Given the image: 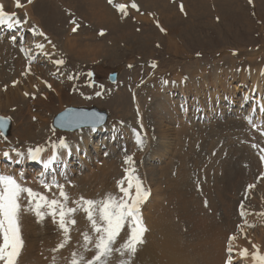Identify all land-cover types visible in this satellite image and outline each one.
I'll return each instance as SVG.
<instances>
[{"label": "rangeland", "instance_id": "obj_1", "mask_svg": "<svg viewBox=\"0 0 264 264\" xmlns=\"http://www.w3.org/2000/svg\"><path fill=\"white\" fill-rule=\"evenodd\" d=\"M87 1L93 4V8L96 11H99L102 7L111 8L108 5L110 3H106L105 1H104L105 6L102 3L103 5L102 7L98 5L99 3L97 2V0H94V1L87 0ZM9 2L10 3L13 2V3L10 4ZM20 2L23 6L20 7L18 10H21L22 8L21 10L22 13L25 16H27L28 13L25 12V10L27 7L29 8L31 7L32 8L31 12L33 13L31 14V17H33V20L36 22V24L40 22V26L45 27L44 29H46V33L49 36L53 37L54 39H59L62 42V45L60 46V52L58 53V57L60 59L61 55H63L62 60H64L67 63V65L64 66L65 68L63 69L65 72L61 69L62 65L58 66L54 64L53 62L52 64L56 65L57 66L56 69H58L60 72L57 71L56 69H54L55 72L54 70L52 72L50 69L53 67V65L51 66L49 65V61L51 59L45 56H41V57L44 58L43 60L44 64H47L49 66L43 65L42 67L41 63L30 65L33 67L42 68L43 69L42 72H44L43 75L46 77L50 76L52 72L53 76H50L51 79L48 77L47 79L45 78L42 79V82L44 84H47V82L52 83V81H53V84H55L57 81L56 76L64 78L65 75H67L65 81L61 80V82H58V83L60 85L65 84V88L67 86L68 88H70L69 91H67V93H69V96L64 97L61 103H54L53 108L51 107L50 109L41 107V109L38 110L36 109V107H34L35 105L32 103L36 101L38 96H33L32 100H30L33 102H28V105L24 102L25 105H27V108H30V111L32 113L30 115L37 114V116L45 122L44 123L45 124V132H44L45 136H43L44 139L42 138L37 141L38 144H40V142L43 144L42 149H45V147L50 146L46 144L49 139L53 138V141H55L56 139L54 144L58 148L61 139H63L65 142L67 140L72 141L73 139H75L74 137L75 135L72 136V134H78L77 132L79 130L73 133L61 134V133H55L52 130L53 128L52 129L50 128L52 116L56 112H59L64 107H68V106L90 107L94 105V106H97L99 108L106 110L107 114L109 115L110 122H112V124L120 123V124H125V126L128 124L135 126L134 122H137L138 118L136 114L134 113V109H135L134 94L137 97L138 103L141 105L144 104L143 105L144 114L150 115L151 109L149 107L150 106L153 107L154 103L157 101L155 96L153 95L154 93L152 92V89L154 90V85L151 86L154 80H159V82H161L162 78H167V79H170L169 81H172L173 79L175 80V78H177L175 75L176 72H179V71L186 72V77L192 82H194L198 87L203 89L204 92L201 93L202 94L201 97L206 96V99L208 101L209 98H207V95H208L207 92H209L210 94V99H214L215 97H218L219 95H221L220 92L222 91L223 95L229 94L231 96V100L233 101L234 107H235L237 106L235 101L237 97L240 96V91L242 87L244 86L243 85L244 81L246 83V80L248 79V80H251V83L253 84L254 82L253 73L259 72V74H264V71H262L264 70V0H252L251 3H249V0H175V1H171V0H113L112 1L113 4H118L120 2H123L126 5V10L128 13L127 16H124L120 11L115 10V12L119 13V17H121V19L119 20L120 24H116V21H114L115 22L113 23L114 25L111 24L113 22L112 19L110 22V20L106 21L104 20V18L97 19V16L88 17L89 10H90L89 8H91L92 4L90 3L89 8H88V3L86 2V0H83V1L80 0V2L79 0L78 1L77 0H59V2L63 4V6H61L60 3L56 1H55V5L56 3L58 5L56 6L53 5L54 4L53 0H50V2H47L46 0H41V1L33 0L32 3L34 2L33 3L35 4L34 6L33 5L31 6V4L27 5L28 4L27 0H20ZM131 2L137 4L140 7L141 10L138 13L133 12L135 11V9L131 10L127 8L128 7L127 4ZM0 3H3V5L5 6L4 7L5 11L7 10L8 12H10V10H13L14 7H16L15 0H0ZM76 3H77L76 5L77 7H82V6L87 5L86 8H88V11H86L87 9L84 7L82 9L76 8L74 10L75 15L82 22L79 19H77L80 25L79 31L75 34H72L69 31L72 30L74 26L73 24H70L68 26L69 24L68 22L70 20L68 22L65 21V19L63 18V15L66 17L67 15L63 13H67L71 15L70 13L71 11L66 10V7L70 9ZM78 4L81 6H78ZM167 4L169 5V7ZM97 6H99L98 7L99 9H97ZM181 6L183 7V11H181ZM62 8L65 9L66 12H64ZM56 9H59L58 10L59 12ZM111 9L114 10L113 8ZM143 19L146 20L147 22L144 21ZM95 22L96 23L98 22L101 25V27H99L98 26L99 24H96ZM124 24H127V25H124ZM161 28L164 29L163 32L160 30ZM99 29L104 30L103 35H99L98 33ZM148 34L150 35V37ZM166 37H170L171 39H173L172 43H173L174 48H170L168 46L165 40ZM65 38H73V40L75 39L79 40V41H76L77 43L76 45H75V41L73 42L71 41L70 43L66 42V46L68 45V48H72L76 50L74 51V53L70 54L65 51V47L63 43L65 42ZM1 39L2 38H0V40ZM144 40L147 42H145ZM27 42L28 41H26L25 44H27ZM4 43H8V42H4ZM2 56L4 57V55ZM5 58L9 63L11 58L9 56ZM153 64H155L156 68L152 67ZM28 66L29 65H27V67ZM2 67L5 70V67H7V65L6 66L0 65V68ZM113 70H116L118 73L117 81L115 84H112L107 81L108 73H110ZM260 70L262 71V73ZM7 71L9 73L7 76H11L12 73H14L13 68L10 69V67L8 68ZM89 72H91L93 74L92 76L96 79V81H98V84L95 86L91 84L93 87H90L89 85L85 84V78L87 77L86 73H89ZM55 73H56V76H55ZM69 73L72 76H76L77 74H80V80L78 84L82 85V86H79V88L84 93L77 91L78 85L76 86V91L73 92L75 82L73 81V79L68 78L70 75ZM149 75H152V77ZM148 79H151V80H149L147 83H145L144 86H142L144 84L143 82ZM67 81H69L68 84L71 87L67 84ZM256 81L260 84V87L258 88L259 91L262 92L264 90V78L258 75V77L256 78ZM4 82H5L4 85H6V81H3L2 83ZM212 82H215L214 86L211 85ZM239 82H241V84ZM2 83L0 82V85H1L0 94H3L4 92L3 88H6L4 85L2 87ZM159 84L161 85V83ZM10 86H12L11 82H10ZM97 90L102 91L101 97L96 96L94 94L95 91ZM102 96H105V98L103 99ZM169 98L172 99L171 97ZM216 102L218 104V99L215 100L214 104ZM220 106L222 110L224 111L226 109L225 108L226 102L222 100V103L220 104ZM11 109L10 108H7V109L0 108V114L8 118L11 121V126H12L10 135L6 137V139L3 138L4 140L0 138V141H1L0 148H3L2 145L3 146L5 145L4 148H6L7 146L5 143H7L8 140H11V143L16 144L17 146L20 145V147H18L20 149L23 144L21 142L17 143V141H19L17 139H15L17 141L12 139L14 138V135H15L16 125L18 124V122L22 123L24 121L35 123L37 122V117L29 118V114H28V111H26L27 110L26 108L20 109L24 113L25 116L27 115L26 117L23 115V113L21 115L19 109H18L19 111L18 110L15 111V107H12ZM180 109L181 108L178 107L179 111ZM261 110H262V114H264V106H262ZM179 111L176 114H179V113L181 114V112ZM173 114H174L173 117L178 118V115H175V112H173ZM234 116H236V114L232 112L226 119H224L225 120L224 122L223 120H220V121H215L212 123H203L202 125L189 124L188 121H186L183 124H180L179 122L178 126L184 125L186 128L184 130H181L183 134L180 135L181 136L180 138H178L176 141H170L172 144L173 150L169 151L167 153V156L164 158H158L157 155H154L153 152L150 151L156 146L158 147V149L161 148V150H163V147H164V146H161L163 144L159 141V138L156 137L155 128H153V126H151L150 124L151 122L156 120V118L151 119L150 123L148 120H146V122L148 123L147 126L149 127V128L146 127V130L149 131L148 132L149 134L151 133L149 137L151 141L150 142L148 141L149 143L145 142L146 137L140 131L139 132L140 138L142 139L145 138L144 139L145 144L139 147V149H136V141H131V143H129L131 148H128V149L126 148L127 151L124 154H122L123 151L119 152L120 149H117L114 144L108 145L106 144L105 141L102 142L101 140L99 144L98 135L92 137V140L89 141L90 142L88 145L89 147H87V149L84 152L86 153L88 150V155L86 156L87 162H90L89 164L92 166L93 164L98 165L99 163L100 164L103 163L104 165V159L106 158V155L105 157H103V155L104 153H106L108 155L107 158L115 156L114 157L115 160L114 159L113 160L118 161L117 165L119 166L117 167L116 165L117 167L115 169L117 170L116 173L114 174L110 173L109 171L110 169H109L108 172L104 171V178L102 176L103 174H101L98 177L100 178V179H97L99 183L104 182V187L103 186L100 187L101 185L96 180H94L95 182L92 180V183L93 184L95 183L94 185L96 186L93 189L94 191L93 192L91 191L92 193H90V199H100L106 193H113L118 196L121 195V193L119 192V189L117 188V182H116L117 180H119V179L116 180V178H118V176L121 174L123 170V168H121V164L124 166L132 165V166H135L137 169H139L140 167L141 171L144 172V174L146 175V178L148 179L149 172H153L156 174L158 171L165 169L164 167L165 166L167 167V163L169 161L175 162L174 159L179 154V147L181 146L183 147L184 150H182V152L184 151L189 152L190 148L192 147H194L195 151L197 152L198 147H199L197 145H200V144H202L200 146L202 149L204 148L203 146H205L206 144V147L203 150L204 151L207 150L208 151V152L206 151L207 153H210L209 151H211V154L213 155V159H216V160L219 159V162L222 161L221 160L222 156L224 155L226 156V154H229L231 152L233 153V154L231 153L232 159L233 157L236 158V161L232 160L233 164L235 165L237 163L238 165V170H237V173H235V177H234L237 188L239 187L242 188L243 186V188H246V190H249L247 189L245 182L248 180L249 183L247 185H249L250 182H252L253 179L255 178L254 177L253 179L250 180L248 178L250 174H252L253 176H256L258 174V176L256 177L258 181L254 180L255 182H252V183L260 186L261 184L264 183V181H261L262 178L264 177L261 175L262 174L261 170L263 168L257 162L258 159H257L256 151L254 152L253 149H248L249 144H254L257 141L256 140L252 143H249V140L252 139V137L254 136V132H252V127L256 126L255 125L256 121L252 120L251 121L252 126L250 127L245 126L247 125L245 124L244 125L245 127H244L243 126L244 123L242 122V120L241 121L236 120L239 118L232 119V117ZM240 119H241V116H240ZM260 120L263 121L264 123L263 117L260 118ZM126 121H128L129 123H126ZM177 122L175 123L174 120H171V121H168L167 123L157 124V127L160 128L164 126L165 128L168 127L169 129L171 128L177 129L178 128L176 127ZM179 128L181 129V127ZM153 130L155 131L153 132ZM197 131H202L204 135L197 136L198 134ZM103 132L104 131H102V133ZM256 132H257V129H256ZM85 133L87 134V132H84V135H86ZM108 134L110 138L113 133L111 132ZM115 134L116 132L111 138H113L114 141L119 140L118 138L119 134H116V135ZM122 134L124 138L123 140H125L124 147H126L127 142H129L130 140L129 136H131V134L130 132L128 133L127 130L123 132ZM70 137L71 139H69ZM196 137H198V139L205 138V140H203V142L205 143L203 144V142L201 143L199 142L200 144L196 145V141H195ZM178 140H180L181 145H178ZM214 140L216 143H218L217 145L216 143H213ZM245 143L246 144L249 143V144L246 145ZM103 144H104V147L102 146ZM258 144L262 147L264 146V140H262L260 136L258 138ZM215 145L218 146L219 148L215 149L216 147ZM93 146L97 148V151L99 152L98 155H96V152H94ZM189 146L190 148H188ZM14 147L15 146L13 145L9 146L8 147L9 149L7 151H11L12 148ZM142 147L145 149V153L142 151L144 150ZM211 147H213L214 149H212ZM131 149L133 150L136 149V152H142V157L138 155L139 153H136L133 158L134 163L128 165V164H125L124 161L123 162L121 161L122 156L120 155L132 157L133 153L131 152ZM224 150H225V153H223ZM163 152H166V151L163 150ZM81 153H83V151H81L80 154ZM137 155L141 157L140 160L136 159ZM190 156L193 157L192 155L189 154V157L187 160L191 158ZM83 158H84V154H83ZM96 158H98V160ZM94 159L95 161H92ZM122 159L124 160V158ZM213 159H211V157L207 159L205 158L206 161H210ZM242 160H244V162L247 163V166H245L246 168H243L242 165L240 164ZM100 164L98 166L102 167L103 165L101 166ZM76 165L79 166V164L77 163ZM71 166L72 165H70L69 169L71 168ZM20 167L24 168V166H20ZM246 170H247V175H245ZM32 171L33 170L28 169L27 172H24V174L23 173L21 174H23V176L25 177L26 174L31 175ZM88 171L89 170L85 168L82 172L79 173L78 169H75V170L73 169L72 172L75 174H73V177H70L71 180H69L68 183L65 184L64 189L66 188V186L68 187L75 186V185H70L69 183L74 182V180H77L79 177L85 176L88 173ZM105 179L106 181H104ZM147 179L146 181L148 182L149 180ZM25 181L30 182V184L33 187H36V185L32 183L31 179L30 180L25 179ZM209 186H211V184ZM241 188L240 190L238 189L239 193L237 196L239 198L236 197V203H237V199L238 200L240 199L239 194H241V196L243 194L245 198L247 197V199L243 203L244 211L247 213H250L251 211H256L257 215L255 217L254 214L253 215L246 214L242 218H239V221H237L238 219L235 217V226L237 222H238V225H241L239 227L240 228L239 230L242 231L244 236L243 238H241L238 235L236 236L233 235L234 237H237L238 239V242L236 244H235V239L232 241L233 248L235 250L233 253V258H234L233 264L235 262L237 263V261L239 260H241V263H238V264H249V263L253 264L251 255H249L248 257L244 259H241L239 256V250L242 249L241 242L243 241V239H245L248 235H250V243L246 242V246H245L246 249H248L249 253H251L253 251L252 245L255 244L260 254H264V246H263L264 245L263 243L264 195H262L259 198V193L255 192V190L254 191L250 190L249 192L250 195L249 194L247 195V192L242 193L243 189L241 190ZM211 190L213 192V189ZM203 194L206 195L205 190L204 192H202V195ZM212 196L214 197L215 195H212ZM229 197L226 200L227 202H230L231 201L230 199H232L231 197L229 199ZM204 199H206V196L204 197ZM258 199L260 201L259 206L263 207V208H260V211L254 209L253 207V205H257ZM22 204L27 205L24 203ZM245 206H247L248 209H245L246 208ZM204 209H206V207ZM210 209H208L209 211L208 214L213 215V213H211L212 210ZM236 211H237V205H236ZM24 213L25 214H23V211L21 213L24 216L22 217L24 221H22L21 219L23 227L27 228L26 230H28L30 227H34V230H36V231H32L28 235V239L30 241H32L33 243L36 242L32 246L34 249L32 250L33 252H31V255H29V258L32 257V255L33 256L36 255L35 257L39 258L38 259L39 262H41V260L42 261L47 260L48 258L47 256H49L48 259H51L50 254L48 255V253H44L46 249L44 247H47L48 249L49 246L52 247V245H54L52 248L51 247L49 248L51 250L55 248V246L57 245L56 240L58 242V239L56 238H58L59 233L56 230H59L58 224H54L53 221L50 222L51 216H46L44 223L42 225H38L37 220H36L37 217L35 216L33 212H30V213L27 212V214L26 212ZM82 215L84 217V220L81 221L80 219L78 220L76 219L77 227L75 228L76 230H73L74 237H75L74 239L75 241L77 240L76 245L77 244L79 245L81 244V242H83V240L81 239L82 238L81 233L83 232L82 230L84 228H86L84 232L86 230L90 232L89 221L85 218V215L83 213ZM212 215H209V216H212ZM261 217L263 218V220L260 219ZM30 218L32 219V221H30L31 220ZM25 219H28L30 222L26 221ZM33 220H36V222L34 223ZM81 222L83 226H81V228L78 230V228L81 225ZM244 222L249 223V224L244 225ZM260 222L263 224H261ZM28 223H29V226H28ZM50 224L52 225L54 230L53 228H51ZM189 226H190L189 229L192 230L193 229L192 225L190 224ZM40 227H43L44 230L42 231ZM24 228L22 229L23 233L25 232ZM189 229L183 227L182 232L184 235H183L182 240L187 242V244L185 242H184L185 244H180L182 245L181 246L182 250L184 249L183 251L186 250L185 253L186 252L188 253V254L184 253L186 264H189V263L190 264H223L226 258L225 256H228V255L224 253L225 249L227 248L226 246L224 247L225 241H223V244L220 245L221 234H218L216 236V245L211 244L212 245L211 246L209 243L210 237L209 235H207V233H204L201 231H198L199 233H197ZM212 233H213V230H211L209 234L211 235ZM34 234L35 236H33ZM236 234H240V231L239 233L237 232ZM52 236L53 238L51 240ZM125 236H126V232L124 231V236L122 239H119L118 243H122ZM49 237L51 241H49ZM26 239L27 238L25 235L24 240L27 242ZM79 240L81 242H79ZM143 241H145L144 238H143ZM26 242H25V245H26ZM25 245H24L25 248L23 250L26 249L27 245L26 246ZM43 245H46V246H43ZM77 246H74L76 247L74 250L75 251L81 250L79 248L80 246L78 247ZM205 247L206 248L210 247L211 252L213 253L216 252L215 253L216 257L218 259H221V261L220 260L218 261L216 257H214L215 254L213 253L210 254V250L206 249ZM189 249H191L192 252L189 251ZM37 250H42L41 255L37 253ZM140 250L141 249L137 248V252L135 256L131 258V260L139 261L141 259L148 258V256L141 254ZM217 251L219 253L221 251L222 255L224 256V257L223 256L221 257L224 260L220 258L219 254H217ZM153 252H155V250L152 247L147 248V253L150 254ZM157 252L159 253V251ZM157 252L154 253L157 258V259L155 258L156 259L155 264H164L163 259L165 258H162L163 253L161 254L160 252L158 256ZM86 255L90 257L92 253L89 252ZM169 255L171 254L169 253ZM53 256L54 254L52 255V257ZM209 257L213 258L214 260H217L219 263H217V261L216 262L213 261ZM117 258H118V255L114 254L112 260L117 259ZM125 258L127 259V257ZM175 258L177 259V257L173 256V259ZM20 259L21 260L23 259L22 261L24 262V264L27 263L26 259L20 255L18 264L21 261ZM173 259L170 258V261H168V264H175L178 260H179L177 262L178 264H185L183 257L181 260L175 259L176 261L175 260L173 261ZM167 260H169V258ZM167 260L165 261V263L167 262ZM66 261L67 260H65V263ZM180 261H184V262H180Z\"/></svg>", "mask_w": 264, "mask_h": 264}, {"label": "bare ground", "instance_id": "obj_2", "mask_svg": "<svg viewBox=\"0 0 264 264\" xmlns=\"http://www.w3.org/2000/svg\"><path fill=\"white\" fill-rule=\"evenodd\" d=\"M46 1L50 2V0H46ZM55 1L58 2V3L61 2V1L59 2V0H53V3H54L53 5H55ZM81 1H83V0H81ZM79 2H80V0H79ZM86 2L88 3V8H89V4L91 2L89 3L87 0H86ZM97 2L99 3L98 5L100 7H102L104 5L103 1H101V0H97ZM11 3H13V2H11ZM33 3H31V6L35 5ZM87 3H85V4H87ZM102 3H103V5H102ZM27 5H30V4H27ZM27 5H26V7H27ZM56 5H58V4L56 3ZM60 5L63 6L62 3H60ZM76 5H77V3L74 4L70 9H68L66 7V10L74 11L76 8H81L82 9L83 7L86 8V6H87L86 5V6H82V7H77ZM78 6H81V5L78 4ZM99 6H97V9H99L98 8ZM168 7H169V5H168ZM88 8H86L87 9L86 11H88ZM89 9L90 10H89L88 17L97 16V19L104 18V20H106V21L110 20V22H111V19H112L113 22L111 24L115 23L114 21H116V24H120L119 20L121 19V17H119V13L115 12V9L112 10L109 7H104V8L102 7L99 11H96L93 8V4H92L91 8H89ZM56 10L58 11L59 9H56ZM62 10L64 12H66L65 9L62 8ZM31 11H32L31 7L30 8L29 7L26 8L25 12L28 13L27 17H29V19H28L29 23L24 24V28L25 29H30V30H32V27H31L32 25L31 24H33V25L36 24V22L33 20V17H31V14H33ZM95 11H96L97 14L95 13ZM193 15H195V14H193ZM144 21H146V20H144ZM90 24H91V22H90ZM90 24H88V25H90ZM96 24H99V23L97 22ZM113 25H112V27H113ZM124 25H127V24H124ZM92 26H94V25H92ZM98 26L101 27L100 24ZM105 27H107V26H105ZM118 27H119V25H118ZM43 33L45 34V36H43V37L42 36H33V37H31V39L29 40L30 42L24 45V53L23 54L18 53L17 51H15L12 48V45L10 43H1L0 42V63H1L0 65L1 66H6L7 65V67H5V70H4L3 67L0 68V82L2 83L3 81H6V85H7V86L4 85L5 82L2 83V87L4 85L6 88H3L4 92L2 91L4 95L0 94V108H3V109L10 108L11 109L12 107H15V111H17L18 109L20 110L21 108L22 109L26 108L27 109L26 111H28V114H29V118L30 117H37V122H35V123L24 121L22 123L18 122V124L16 125L15 135H14V138H12V139L13 140L17 139V140H19V141L15 140V141H17V143L21 142L23 144L20 149L19 148H15L16 152L22 153L23 156L18 157V156H16V153L13 152L12 150L8 151L10 153V158H7V160H9L12 164H16L17 166H24L25 172H27V170H28V169H26V165L25 164L33 162L32 160L27 158L28 150L31 147L29 144L35 143V142H37L38 140H40L42 138L44 139L43 136H45V134H44V132H45V124L44 123L45 122L43 120H41L37 116V114L30 115L32 113L30 111V108H27L28 102H33V101H30V100H32V97L33 96H38L36 101H34L32 103V104L35 105L34 107H36V109H38V110L41 109V107H44L46 109H48V108L50 109L51 107L53 108V104L54 103H61L62 100L64 99V97L69 96V93H67V91H69V89H70V88H68V86L65 88V84L64 85H60L58 83V82H61V80L65 81L67 75H65V77L63 78V77L56 76V73H55V76L57 77V81H56L55 84H53V81H52V83L51 82H47V84H44L42 82V79H44V78L47 79V77L51 79L50 76H53L52 72H53L54 69L57 68V66L52 64V62L54 60H56V59H59L58 53L60 52V46L62 45V42L59 39H54L53 37L49 36L46 33V31H44V30H43ZM149 37H150V35H149ZM165 40H166V43L168 44V46L170 48H174L173 47V43H172L173 39H171L170 37H166ZM49 41H51V43H49ZM71 41L72 42L75 41V45H76L77 44L76 41H79V40H77V39L73 40V38H65V42H63L64 43V47H65V51L70 53V54L74 53V51H76V50H74L72 48H68V45L66 46V42L70 43ZM145 42H147V41H145ZM37 44H43L44 45L43 50L38 49L36 47ZM29 46L36 47L35 51H37L40 54V56H45V57L51 59L49 61V65L50 66L53 65V67L50 69L52 71L50 76H47V77L44 76L43 75L44 72H42L43 71L42 68H37V67H33V66H28L27 67V65H29V64L26 63L27 62L26 61L27 58L26 59H22L21 57H23L26 54L27 55H31V54L26 53L28 48H29ZM77 47H78V45H77ZM45 48H47V49H45ZM45 50H46V52H45ZM10 53H11V55H10ZM2 55H4V57ZM8 56L11 58L9 63H8V61L5 58V57H8ZM5 61H6V63H5ZM9 67H10V69L13 68V70H14L13 72L15 73V75H14V73H12L11 76H7L9 74L8 71H7ZM58 68H60V67H58ZM56 70L59 71L58 69H56ZM257 70H258V68H257ZM54 72H55V70H54ZM261 73H262V71H261ZM175 75L177 77V79L175 78L176 79V83L175 84H170L169 82H168L169 85H166V84L165 85H163V84L160 85L159 82H156L157 84H153L154 85V90L152 89V92L154 93L153 95L155 96L157 101L154 103L153 107L152 106L149 107L151 109V111H150L151 114L150 115L144 114V111H143V107H144L143 105L144 104L143 105L139 104L138 101H137V97L134 94L135 107L138 108L139 121H140V124L143 126L142 129L146 130V127H148L147 126L148 123L146 122V120H148L149 123H150L151 119L156 118V120H154L150 124H151V126H153V128H155L156 131L153 130V132L154 131L156 132V137L159 138V141L163 144L161 146H164L163 150L166 151V152H163V150H161L160 147H159L160 149H158L157 146L154 147L153 149H151L150 151H152L154 155H157L158 158L166 157L167 153L169 151L173 150L172 144H171L170 141H176L178 138H180L181 137L180 135L183 134V132L181 130H184L186 128L184 125L177 126L178 127L177 129H173V128L169 129L168 127L165 128L164 126H162L160 128L157 127V124L167 123L168 121H171V120H174L175 123L177 121H179V122L182 121V117L183 116H181L180 113L176 114L179 111L176 103L173 102V99L169 98L170 97L169 95L171 94V88L176 86L175 88L177 90V93L187 94V95L193 94L194 96L197 97L198 101L201 100L199 98L202 95L201 93L204 92L202 88L198 87L194 82H192L191 80H189L186 77V72L179 71V72H176ZM258 75L260 77L264 78V74H259V72L253 73L254 82L251 85L250 89L255 88L259 92L258 88L260 87V84L256 81V78L258 77ZM151 77H152V75H151ZM185 77L187 79H184L185 81H182L181 79H183ZM64 81H62V82H64ZM10 82L12 83V86H10ZM68 83H69V81H67V84ZM214 83L215 82H212L211 85L214 86ZM244 83H245V81H244ZM48 85H51V87H48ZM58 85H60V86H58ZM144 85H145V83L142 86H144ZM170 86H172V87H170ZM148 91H150V90H148ZM25 93H28V95H25ZM116 95H117V93H116ZM3 98H5V99H3ZM24 102L27 105H25ZM261 107H262V105H261ZM261 107H259V108H261ZM13 109H11V110H13ZM180 111H181V109H180ZM173 112H175V115H178V118L177 117L176 118L173 117V115H174ZM20 113L22 115L23 112L20 110ZM20 113H19V115H20ZM182 113L185 114V112H182ZM257 113H258L257 115L259 116L260 115L259 111H257ZM23 115H24V113H23ZM20 118H21V116H20ZM180 124H183V122L180 123ZM179 127H181V129ZM9 128H10V126H9ZM102 129L100 131H104L106 133H111L112 132L113 133L112 136L117 131V129L115 127H113L112 124L111 125L107 124ZM194 130H195V128H194ZM76 131H78V130H76ZM84 132H87V134L85 133L86 135H84ZM148 132L149 131H147V142L148 141L150 142L151 140L149 139V137H150L151 133L149 134ZM197 132H198L197 136L204 135V133H202V131H197ZM77 133L78 134H72V136L75 135L74 136L75 139H73L74 138L73 137L72 141L69 140L71 142H67L68 141L67 140L66 141L67 143H65L66 146L60 148V151L58 153V159L55 160V163L62 164L64 168L66 167L67 170H71V168L69 169V167H70V165H73V157H74V159H79L80 163H82L83 166L89 170L88 173L85 176L79 177L77 180H74V182H71L72 184L69 183L70 185H75V186H73V187L66 186L65 191L68 193V195L71 198V200H77L81 196L90 199V193H92L94 191L93 189L96 186V185H94L95 183L94 184L92 183V180L93 181L96 180L99 183V181L97 179H100L98 177L101 174H103L102 176L104 178V171L108 172V170L110 169L109 170L110 173L114 174L117 171L115 169L119 166V165H117V161H114L115 160L114 159L115 156L114 157L113 156L112 157H108V158L106 157L104 159V165H103V163H101V164L99 163L101 166L103 165L102 167L98 166L99 164L98 165L93 164V166L90 165L89 164L90 162H87V160H86V156L88 155V150H87L86 153H84V152L87 149V147H89L88 146L89 143H90L89 141L92 140V137H94L93 136L94 134L91 135L89 133V130H83V129L79 130ZM9 135H10V132H9ZM6 137H8V135H6ZM203 137H205V136H203ZM69 139H71V137ZM197 139H198V137H196V140H195L196 141V145L200 144L201 142H203V140H205V138L204 139L203 138L202 139H198V140ZM55 141H56V139H55ZM0 143H1V141H0ZM204 143L205 142H203V144ZM213 143H216L215 140H214ZM5 144L7 146L6 148H4L5 145L4 146L2 145L3 148H0V158H5L2 155V153L9 149L8 147L11 146V140H8L7 143H5ZM183 144H184V142H183ZM186 144H188V143H186ZM217 144L218 143H216V145ZM178 145H181L180 140H178ZM201 145L202 144L197 145V146H199L197 152L195 151L194 147L190 148V146H189L188 147V148H190L189 152H187V151L186 152L185 151L182 152V150H184L183 147L182 146L179 147V154L176 157L177 159L176 158L174 159L175 162H170L169 161L168 162L169 164L167 163V167L165 166L164 167L165 169L158 171L156 174L153 173V172H149L148 173L149 182L146 181L145 185H146V189L149 191V197L141 205V214H142V217H143V219L145 221V225L147 227V231L143 235V238L145 239V241L143 242L142 245L138 246V248L141 249L140 253L143 254V255L148 256V258H144V259H141L139 261L131 260V264H155V261H156L157 258H156L154 253H156L157 251H159V253L161 252V254L163 253V257L162 258H165L166 260L169 258V260H167V262H166L167 264H168V261H170V258L173 259V256L177 257V259H180V260L183 257V260L185 261L184 253H185L186 250L183 251L184 249L182 250V247H181L182 245H180V244H185V243L187 244V242L182 240L183 239V235H184L182 231H183V227L189 229L190 228V226H189L190 224L192 225L193 229L192 230L189 229V230H191L193 232H197V233H199L198 231H201V232L207 233V235H209V237H210V242H209L210 245L211 244L212 245H214V244L216 245V236L218 234H221L222 243L220 241V245L223 244V241H225L227 235L234 230V227H235V214H236V197H237V195L239 193V190L241 188V187L237 188L236 181H235V178H234L235 177V173H237V170H238V165H237V163L234 165L232 160L236 161V158L233 157V159H232V155H231L232 152H231L229 154H226L224 160L222 159L221 162L216 163V159L212 158L213 160H210V161H206L205 160L207 162L206 163L205 161H202L203 160V156L205 155V152L207 151V150L206 151L203 150L206 147V144H205V146H203L204 147L203 149L200 147ZM80 148L83 151V153H81V154L78 151V150H80ZM211 148L214 149L213 147H211ZM93 149H94V152H96V155H98L99 152L97 151V148L93 146ZM230 151H231V149H230ZM209 152L211 153V151H209ZM53 154H54V151L50 150V147L48 149H46L45 152H43L40 155V157H41L40 161L42 162V165H43V161L44 160H49L52 157ZM83 154H84V158H83ZM189 154L192 155L193 157L190 156L191 158L189 160H187L188 157H189ZM138 155H140V154H138ZM138 155L136 156V158L139 157ZM202 162L203 163L205 162L207 164L206 167H207V170H208V177H207L206 180H204L202 178L203 175H201L199 177L195 173V169L197 167H200V170L203 171V169L201 168ZM52 165L53 164L51 163V166ZM116 165H117V167H116ZM2 166H4V164H2ZM219 173H220V176L218 175ZM261 173H264L263 169L261 170ZM13 174L15 175V173H13ZM155 177H157V178H155ZM254 177L255 176L250 174L248 178L251 180ZM117 179H119V178H116V180ZM104 181H106V179ZM261 181H264V177L262 178ZM22 183L26 187H31L37 192L44 193L45 195H48L50 198L52 197L53 193H56L58 195V191L57 190H51V192H46L45 188L42 189V191L38 190V189H40L39 185H37L36 187H33L30 184V182L22 181ZM101 183H99L101 185L100 187H102V186L104 187V182L102 184ZM209 183L211 184V186H209L210 185ZM63 185L65 187V184H63ZM124 186L127 187L126 184ZM211 189H213V192H212ZM242 189H243V186H242L241 190ZM201 190H202V192H204V190H205L206 195L205 194L202 195ZM250 190L251 191L255 190V192H258L259 193V198H260L262 195H264V183L261 184L260 186L259 185H255L254 188L249 189L246 192H248V194H249ZM212 193H214V194H212ZM228 194L230 195V197L232 199H230ZM212 195H215V196L213 197ZM205 196H207L208 200H209V204L207 205V207H208V209L211 208L210 210H212L211 213H213V215L212 214H208L209 211H208L207 208L204 209L205 208L204 203L207 202L206 199L204 200ZM228 197L231 200L230 201L228 199L230 202L226 201ZM21 202L24 203V204H27L26 195L23 196ZM259 205H260V201L258 199L257 205H253L254 209L260 211V208L264 207V206L260 207ZM245 207H246L245 209H248L247 206H245ZM143 211H145V212H143ZM24 212H26V214H27V212H29V211H23V214H25ZM78 212L77 213L79 215L76 213L75 214V219H77V220L80 219L81 221L84 220V217L82 215L83 212L82 211H78ZM246 214H251V215L254 214L255 217L257 215L256 211H251L250 213L245 212V215ZM209 215H212V216H209ZM50 218H52V217H50ZM260 219L263 220L262 217ZM26 220L28 221V219H26ZM22 221H24V220L22 219ZM25 223H26V221H25ZM245 224H249V223H245L244 222V225ZM261 224H263V223H261ZM81 226H83L82 222H81V225L78 228V230L81 228ZM239 226H241V225H239ZM76 227L77 226L75 225L74 228L73 227L71 228V232H70L71 240L63 249H61L59 251V253H53L52 249L51 250L49 249L51 246H49L48 249H47V247H44V248H46L44 253H48V255L50 254L51 255V257H50L51 259H48L49 256H47V254H46V256L48 257L47 260H45V261L41 260V262H39V260H38L39 258L35 257L36 255L35 256L32 255V257L29 258V255H31V252H33L32 250L34 249L32 246L36 242L33 243L29 239L28 240L26 239L27 242L26 241L25 242H26L27 246L25 245L26 249L23 250L22 254H21V256H23V258L26 259V261H27L26 264H52L54 256L56 257V264H66L68 259L70 258V254L73 251H75L74 249L76 247H74V246L78 245V244L76 245L77 240L75 241V239H74L75 237H74V233H73V230H76L75 229ZM26 229L27 228H24V230H25L24 234L25 235H26V231H27L28 235L32 231H36V230H34V227H30L28 230H26ZM40 229H42V231L44 230L43 227H40ZM85 229L86 228H84L82 231L84 232ZM29 230H30V232H29ZM211 230H213V233L210 235L209 233H210ZM56 231L59 233L58 238H56V239H58V242L56 240V243L58 245L63 240V233L60 231V229L56 230ZM125 232H127V229H125ZM224 234H225V236H224ZM33 236H35V234ZM123 236H124V232H122L120 239H122ZM52 238H53V236L51 237V240H52ZM51 240H50V237H49V241H51ZM53 241H54V239H53ZM79 242H81V241L79 240ZM237 242H238V239H237V237H235V244ZM246 242L250 243V235H248L241 242V247L242 248H246L245 247L246 246ZM81 243H83V242H81ZM263 243H264V234H263ZM47 245H49V244H47ZM232 245H233V243H232ZM43 246H46V245H43ZM53 246L54 245H52V247ZM78 246H80V244ZM149 247H152L155 250V252L150 253V254L147 253V248H149ZM186 247H187V245H186ZM24 248L25 247H23V249ZM38 248H39V246H38ZM79 248H77V249H79ZM206 249L210 250V254L213 253V252H211L210 247L206 248ZM49 250H50V252H49ZM189 251H191V249H189ZM221 251H220V253L217 251V254H219L220 258H222L221 256H223ZM159 253L157 252L158 256H159ZM169 253L172 256L169 255ZM215 253H213V254H215ZM53 254H54V256L52 257ZM185 254H188V253L186 252ZM42 257H44V256H42ZM214 257H216V254L214 255ZM118 258L119 259H126L125 257H118ZM118 258L112 260V264H117ZM209 258H211V257H209ZM165 259H163L164 261L161 259L164 262V264H166L165 263V261H166ZM175 259H173V261ZM211 259L213 261H215V262L217 260L221 261V259H218L217 257H216L217 260H214L213 258H211ZM65 260H67L66 263H65ZM186 260H188V259H186ZM184 261H180V262H184ZM218 261H217V263H219ZM177 262L175 264H178ZM233 262H234V258H233ZM185 264H186V261H185Z\"/></svg>", "mask_w": 264, "mask_h": 264}, {"label": "snow or ice", "instance_id": "obj_3", "mask_svg": "<svg viewBox=\"0 0 264 264\" xmlns=\"http://www.w3.org/2000/svg\"><path fill=\"white\" fill-rule=\"evenodd\" d=\"M251 2L252 0H249V3ZM27 3L31 4L32 0H27ZM109 3H112V0H109ZM15 6L16 8L22 7L20 0H15ZM116 7L124 16L128 15L126 5L118 4ZM131 7L138 10V6L135 3H132ZM181 11H183L182 6ZM25 22L18 18L15 12H6L3 3H0V23H6L9 28H12ZM72 23L75 24V21H72ZM78 27L79 25H76L72 31L76 32ZM160 30L164 31L163 28ZM36 34L42 37L45 36L42 31ZM103 34V32L100 33V35ZM36 47L43 50L44 45L37 44ZM53 63L59 66L64 61L56 59ZM152 67H155V64ZM87 75L91 77L93 74L89 72ZM68 78L73 79L74 77L69 75ZM48 87H51V85H48ZM25 95H28V93H25ZM96 95L99 96L100 92H97ZM97 119H102V117L97 116ZM5 126L6 119L0 117V136L4 135L3 129ZM261 135H264V132H261ZM137 139L138 144L142 146L144 143L143 139L139 138V136ZM60 146H66L63 139L60 140ZM253 146L256 147V145ZM12 151L18 157L23 156L22 153L16 152L15 148ZM42 151L41 147H37L34 150L29 149L27 158L32 161H40V153ZM2 155L5 158H10L8 151H4ZM54 159L55 155L49 160H44V168L51 167V161ZM260 159L264 162V155H261ZM124 163H134L133 158L126 156ZM130 172L134 173L135 169H126L125 177L117 181V188L121 195L106 193L100 199H88L81 196L77 200H71L64 189V185L55 184L54 186L58 189V195L53 193L50 198L48 195L37 192L31 187H26L22 183L23 174L20 175L19 179L14 174H0V262L2 264H18L24 247L20 223V214L23 210L33 212L38 222L42 221L45 216H51L53 223L58 224L60 231L63 233V240L52 249L53 253H59L70 242L71 228L77 223L75 214L78 211H83L85 218L89 221L90 232L81 233L83 240V243L80 244L81 250L73 251L67 264H112L114 254H117L118 257H127V259L118 258L117 264H131V258L135 256L138 245L144 242L143 235L147 231L141 216V205L148 199L149 191L144 189L139 177L130 175ZM261 175L264 176V173ZM125 182L127 187L124 186ZM52 186L45 185V191L51 192ZM254 187L255 185L249 184L247 189ZM25 194L27 205L21 203ZM240 208V214L243 217L245 215L243 202H241ZM237 227L239 228L240 226L238 225ZM125 229H127L126 236L122 243H118L121 233ZM234 239V236L228 237L226 249L228 258L225 260V264H233V253L235 250L232 241ZM252 248L253 251L251 253L246 248L240 249V258L244 259L251 255L253 264H264V254H260L255 244L252 245ZM89 252L92 253L90 257L86 255ZM52 264H56L55 256Z\"/></svg>", "mask_w": 264, "mask_h": 264}, {"label": "water", "instance_id": "obj_4", "mask_svg": "<svg viewBox=\"0 0 264 264\" xmlns=\"http://www.w3.org/2000/svg\"><path fill=\"white\" fill-rule=\"evenodd\" d=\"M97 114V115H93ZM102 117V119H97ZM107 118L104 110L91 108H66L53 119V126L62 130H74L81 127H98Z\"/></svg>", "mask_w": 264, "mask_h": 264}]
</instances>
